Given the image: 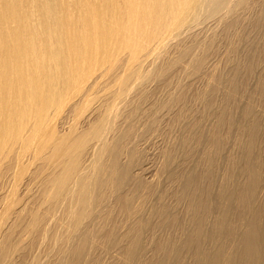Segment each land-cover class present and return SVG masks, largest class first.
Instances as JSON below:
<instances>
[{
  "label": "bare ground",
  "instance_id": "6f19581e",
  "mask_svg": "<svg viewBox=\"0 0 264 264\" xmlns=\"http://www.w3.org/2000/svg\"><path fill=\"white\" fill-rule=\"evenodd\" d=\"M96 1L0 0V146L23 132L28 119H38L58 100L63 103L97 60L101 65L111 61L110 42L122 50L158 49V42L168 38L170 43L166 34L174 35L205 2ZM206 1L207 13L227 10L224 26L219 25L227 41L223 66L213 62L220 46L211 30L205 40L200 37L204 31L187 36L188 42L180 38L183 43H175L172 57L167 54L148 76L163 84L161 90L173 89L168 87L172 75L185 77L172 81L174 89L169 96L163 93L168 97L162 98L164 103L157 99V106L144 109L147 94L153 92L149 83L148 93L144 83L134 99L122 106L115 103L130 79L143 72L131 69L118 77L120 89L113 101H102L105 111L104 105L96 109L103 110L96 113V127L86 135L73 131L63 141L57 139L53 158L66 166L54 180L51 177L57 187L53 205L69 194H74L76 205L68 204L66 220L59 221L66 235H56L63 242L54 247L56 258L48 264H264V0ZM177 72L184 75L178 78ZM166 103L175 109L168 122L169 109L162 107ZM159 108L166 112L161 113L163 119L158 118ZM159 120L167 124L165 129ZM155 130L167 137L176 133L158 150V166L150 163L140 173L146 148L138 143ZM49 137L55 139L54 132ZM91 139L100 144L93 149L95 164L84 175ZM41 212L33 211L31 230L45 220V210ZM7 233L0 239V264H23L20 254L25 251L16 246L21 243H11ZM16 250L19 261L13 257Z\"/></svg>",
  "mask_w": 264,
  "mask_h": 264
},
{
  "label": "rangeland",
  "instance_id": "374dc122",
  "mask_svg": "<svg viewBox=\"0 0 264 264\" xmlns=\"http://www.w3.org/2000/svg\"><path fill=\"white\" fill-rule=\"evenodd\" d=\"M68 1L69 2H75V0H68ZM95 2H97V1L95 0ZM203 3H204V5L201 4V6L199 8H197L195 10V12L193 14H191V16H189L185 20L186 23H183L184 25H182L181 28L178 29V31H173L174 35L171 34L172 36H170V34H166V37L168 36L171 41L169 40L170 41V43H169L168 41H166L168 38L167 39L164 38V41L169 43V45L166 43L167 49L165 51H164V49H165L166 45H165V47L163 46L164 45L163 43H165L164 41H161V42H163L162 44L160 42H158L157 45H159V47H156L158 49H155V47L152 45L151 47L149 46L148 49H145L143 51H136V50H132L130 48H123V50H122L120 47L118 48L115 41H113V43L110 42L109 49L111 51V56H112L111 61H108V62L101 65L99 63V61L97 60L95 65H94L95 67L93 68L91 66V68L89 69V72L86 74V77L83 80H81L80 83L74 84V88H71V90H68L70 92L67 93V96H66L67 99H65V101H63V103L62 102L60 103L59 100L57 102H54L52 105H50L43 112L42 116H38L39 120L37 119V117L28 119L29 120L28 123L25 122V124L23 126L24 128L21 130L23 132L18 133L16 135L17 137H15V136L10 137L12 139L7 140L4 144H2L3 146H0V239L3 237V235H5L8 232L11 239H12V241L10 240L11 243L16 242L18 244V241L21 243L20 246H19V244L16 245L17 250L21 249L22 251H25L24 252L25 255H23L22 251L20 252L18 250L20 253H22V255H21L16 250V252L13 254V255L16 254L15 256H13L14 258L16 257V261H19V259L21 257V259L23 260V264H40L41 262H42L41 264H48V262L50 263L56 258L55 257L56 256L55 250L57 249L56 247L63 242L61 240H60L61 243L58 242L56 235H57V237H59L63 233L65 234V232H63V231L66 230L63 227V225H60L59 221H63V218L66 220L64 212H66L65 211L66 207L69 206L70 203L73 202L71 205H73V206L76 205V203H74V202H76L74 194L73 195L69 194V195H67L68 197L66 196L67 199L65 198V199L60 200L61 202H59V205H57V204L55 206L53 205L54 196H55V192L57 190V187H56V184L54 181L53 182L55 185L53 184L52 180L55 179V177L57 176L58 173H62L65 170L64 167L66 166L65 163L60 162L59 160H56L55 158H53L55 148H56L55 145L60 143V141H58L57 139H60L61 141H63V139L66 138L67 136L71 135L73 131L74 132L76 131V133H79V134L81 133L83 135H86L92 130L91 127L94 128L98 125L99 121L96 120L95 117L98 116L100 112H103L102 109H104V111H105V104L102 101H106V102H111V100L113 101V98H114L113 95H115L116 92H118V90L120 89V87L118 85L120 82V81H118V79H119L118 77L125 75V72L128 73L129 71H131V69H137V70L140 69L141 71L144 72V73L142 72L141 76L135 75L134 77H132L129 81V82H131V84L129 85V82H128V86L126 87L124 93L121 94V96H123V97H119L118 98L119 100L118 99H116V100L114 99V100H115V103L117 102L116 104H118V106H122L123 103L126 102L128 99L132 100L136 97V93H134V92H136V89L139 86L140 87L138 88V90H141V89H143L142 86H144V85L149 86V84H150V86H151V87L149 86L150 88L148 86L147 87L144 86V90L147 93L149 92L147 90L148 88L153 90V92L151 90L152 93L149 92V94H147L148 99H146V101L143 104L144 109L146 110V108H147V111H148V110H150V108H153L155 105L157 106L158 100L163 101L162 98H165V100L168 98L167 96H166L167 97L166 98L164 96V94L168 95V93H169L168 91H171V90L173 91V89H174L173 86L175 85L174 83H176V81L177 82H178V80H179V82L186 81L185 77L182 78V76H180V75H184V73H182V72L179 73L180 72L179 71V72H177V73H179V74H177L178 78L180 76V78L178 80H177V77L175 74H174V76L176 78L175 77L173 78V75L170 78L171 79V85H169L168 87L170 89L171 88H173V89L167 90V88H166L167 86H165V89L161 90V88H162L161 82H158V84H157L156 81H158V80L155 81V79H154V83H153V82H151L152 79L149 80V78H148L149 74L152 75L155 68L158 65H160V63L163 61V59H165V57H169L168 55H171V57H172V54L175 51V45L177 44L176 42H178V40H180V38H183V40L185 42L186 41L188 42L189 41L188 37H190V38L193 37L192 34L194 36H196L197 33L201 34V31L205 32V33L203 32L204 35H200V37L202 39L204 38L205 34H206V38H207V36H211V34L218 35V40H217L218 42L216 43V45L218 44L220 46V47L217 46V49L219 47V49H218L219 51H218V53H215V54H217V56H215V54H213L212 57L214 58V61H213V58L212 57L211 58H212V61L216 62L218 65H222V66L224 65V63H225L224 60L226 59L225 56L227 55V46H226L227 41L223 37V31H221V29H223V27L219 28V25H222L223 23H225V20H223V19H226L228 16L226 13L227 10L226 11L221 10L222 11L221 13H219L220 11L216 12L214 14L212 12L207 13V12H205V10L209 11V9L206 7V6H208L207 1L205 0V2L203 1ZM247 17L248 16L243 15V20H244L243 25L246 27L247 31H250L251 30L250 26L247 27V24H246ZM208 20H210V21L206 22ZM221 20L224 22L221 23L220 22ZM203 21H204V23H203ZM198 22H199V24H197ZM107 23L109 25L113 26V23H111V22H107ZM209 23H210V25H208ZM222 26H224V24ZM184 28L185 29L188 28V31L186 29V31L188 33L186 34L185 33L186 31H183V32L181 31V35H180L179 31L184 30ZM189 29L191 31L190 33H189ZM191 29H194V30L197 29L196 30L197 32L195 33V31L191 30ZM176 30H177V28H176ZM209 30H211L210 35H209V33H210ZM192 31H194V33ZM171 33H172V30H171ZM176 34H178L180 37L177 36ZM173 36H175V37L173 38ZM170 37H172V39ZM183 40H180V41L183 43ZM203 40H205V38ZM157 45H155V46H157ZM173 45H174V47H173ZM152 47L154 48V50H151V49H153ZM171 49H172V51L173 50L174 51L172 52ZM158 50H159V52H158ZM195 50L198 51V47H196ZM163 52H164V54H163ZM165 52H166V54H165ZM224 53H226V54H224ZM134 54H137L136 58L133 57ZM223 56L225 57L224 59H223ZM97 57H99V56L97 55ZM215 58L217 61L215 60ZM143 76H145L146 78ZM181 78H182V80H181ZM146 79H148V80H146ZM172 81H174L173 84H172ZM201 82L202 81L199 82L200 85L198 84V81H196L195 84L194 83L193 84L194 85L198 84L199 86L197 85V87L200 88L203 84V83L201 84ZM144 83H146V84H144ZM147 83H149V84H147ZM101 87H103V88H101ZM197 87L195 89H197ZM145 88H147V89H145ZM193 89H194V87H193ZM164 90H166V91H164ZM193 93H194V90H191L190 96L193 97L194 96ZM133 95H135V96L133 97ZM109 97H110V99L111 98L112 99L109 100L108 99ZM91 98H92V100H91ZM159 98H161V99H159ZM149 102H151V103L153 102L156 104H154V105H153V103L149 104ZM147 103H148V105H147ZM161 103H164V101ZM101 105L102 106L104 105V107H102L101 110H97L100 112H96V109H98V107L100 109ZM164 105L165 106H162V107H165V110L169 109V114L166 110L167 117H165L166 115H164L165 122H168L171 120V117L174 114L175 109L172 106L171 107L168 106L167 103ZM198 105H199V102L195 104L196 107ZM163 109L164 108H159L156 110L157 113L159 114L158 118H160V119L163 116L161 113L165 112V110H163ZM168 115H170V117H168ZM40 118L41 119L43 118V120H41ZM144 118H143V120L140 119L143 121V122L140 121V122H142V124L139 122L141 126L144 125V123L146 121V120H144ZM40 121H42V122L40 123ZM159 121H162L161 123L159 122L160 126H162L163 124H164V126L165 125L167 126L166 123H163L164 120H159ZM25 125L27 126L26 129H25ZM141 126H140L139 133H141L140 132L141 129H144V128H142L143 126L142 127ZM164 126H162V127L165 129L166 126L165 127ZM77 130H78V132H77ZM175 131L176 130H174L173 133L169 134L168 137L165 135H163V136H165V137H163L161 130H159V132H158V130H155V132L151 131V133H149L145 136H142V137H144L143 140L146 141V143L140 139V138H142L139 136L140 134L138 135L140 137L138 140L142 141V142L140 141L138 144L140 145L141 148L143 147L142 148L143 150L145 148L147 149V151H145L146 149L144 150V152H145L144 158L146 160H142V162L140 163L141 166H139L140 169L138 168V171L140 173L143 169H145L148 166V164L150 165V163H151V166L152 165L154 166L155 163L157 165L158 162H161L160 152H159L160 148H163V146L166 145V143H165L166 140L169 141L174 136V133H176ZM52 132H54V136H55L56 141L54 138H52L53 139L52 140L49 137V133L51 134ZM107 135H108V133H107ZM158 135H160V136H158ZM155 136L159 137V138L153 139V137H155ZM149 139L151 142L149 141ZM97 141H98L97 139H95V141H94V139L88 140L89 144H88L86 154L84 156V160H85L84 163H86V165H87L86 166L84 164V169H83L84 175L89 174V171H91V169H92V168L90 169V167L91 166L93 167V165L95 164V162L94 161L92 162V160L95 159L93 152L99 148L98 144H100V141H99V143ZM135 141H137L136 137H135ZM163 143H165V144L163 145ZM96 144H97V146H96ZM94 148H96V150ZM93 149H94V151H93ZM157 153L159 155H157ZM95 156H96V153H95ZM158 158L160 160H158ZM69 161H70V159H67L66 164H69L71 162V161L70 162ZM90 164H92V165L90 166ZM144 175H145L144 176L145 179L149 180L151 178L150 174H147V175L144 174ZM51 177H52V180H51ZM49 181H50V183H49ZM73 185H75V184H72V186ZM73 187H76V186H73ZM73 187H72V189H74ZM72 200H74V201H72ZM44 210H45V213H44L43 220L44 219L45 220L41 222L42 225L41 224L39 225L41 228L39 227L37 229L38 231L37 230H31L28 225L31 224V222L33 221V216H34V215L32 216L33 211H34V214H36V213H40L41 211H42L41 213H43ZM19 214H21V215H19ZM50 214H51V216H50ZM61 218H62V220H61ZM30 220H32V221H30ZM50 224H51V226H50ZM14 226L16 228H13ZM45 226L47 227V229L45 228ZM42 227L46 230H43ZM52 229H53V231H52ZM62 229H64V230H62ZM29 231L31 233H29ZM33 232L36 234H34ZM53 232H54V234H53ZM11 234H13V236ZM32 234H33V236H32ZM41 235H43L44 238ZM52 235L55 237V239L53 238L55 241L51 238ZM34 237L36 238L37 241L35 240ZM45 237H46V239L48 238L47 241H46ZM27 238H29V239H27ZM30 239H31V241H29ZM42 239H45V241H43ZM51 239L54 242H50V241H52ZM40 240H41V242H40ZM21 241L22 242L24 241L26 243H22ZM56 242H58L59 244ZM28 245H29V247H28ZM18 246L20 248H18ZM23 246L25 247V249L23 248ZM49 246H51V247H49ZM54 247L56 248L55 250H54ZM67 249L69 250V247ZM17 253L20 254V257H18L19 255ZM48 254L51 256H49ZM24 256H25V258H24ZM52 256L55 258H53ZM47 258H49V261H47L48 260ZM45 261H47V262H45Z\"/></svg>",
  "mask_w": 264,
  "mask_h": 264
}]
</instances>
